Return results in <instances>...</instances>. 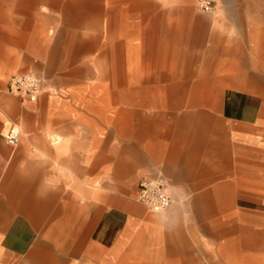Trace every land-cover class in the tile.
I'll return each mask as SVG.
<instances>
[{
  "label": "crops",
  "instance_id": "1",
  "mask_svg": "<svg viewBox=\"0 0 264 264\" xmlns=\"http://www.w3.org/2000/svg\"><path fill=\"white\" fill-rule=\"evenodd\" d=\"M47 1L57 0H0V10L21 13L13 25L21 36H10L12 43L23 42L26 53L39 58L53 52L45 55L40 40L24 31L30 15ZM190 1L67 0L62 5L67 20L82 9L111 20L112 29L103 22L96 32L144 35L148 54L142 52V58L177 68L175 77L159 80L197 84L173 91L172 105L118 107L117 139L103 140L93 157L100 184L77 180L79 161L87 163L81 171L89 174V138L81 143L87 153H67L78 143L51 133L53 145L43 137L28 138L19 128V141L10 146L4 136L13 125L0 106V264H192L196 258L197 264H264V252L253 251L255 241L264 242V197L254 196L264 194V0H253L262 5L252 10L238 4L244 0H219L230 8L229 19L213 33L212 77L196 78L188 71L190 65L206 64V27ZM115 99L121 103L120 93ZM218 114L224 126L207 124L208 116ZM83 126L89 130V121ZM224 172L237 196L232 211L223 215V204L204 201V195L221 194ZM157 176L165 178L173 198L160 214L136 200L139 181ZM185 195L195 196L187 201ZM206 209L214 210L209 223L205 213L194 224L183 214ZM223 217L229 221V251L222 248ZM194 226L196 250L189 239Z\"/></svg>",
  "mask_w": 264,
  "mask_h": 264
},
{
  "label": "rangeland",
  "instance_id": "2",
  "mask_svg": "<svg viewBox=\"0 0 264 264\" xmlns=\"http://www.w3.org/2000/svg\"><path fill=\"white\" fill-rule=\"evenodd\" d=\"M66 1L40 3L37 11L30 15L28 24L25 26L26 31L24 32L29 38L40 40L42 46L40 48L45 55L53 52L51 58H39L37 54L28 55L27 47L23 42L13 44L10 36L19 38L21 36V31L13 26L15 21H19L16 16L21 17V13L14 14L5 8L0 10V106L7 110L8 124L18 129L22 128L21 130L24 129L28 138L43 137L54 145V140L50 138L51 133H54L71 143H78L76 146H68L67 151L63 152L69 153L70 150H74L78 154L87 153L88 147L81 143H85L89 138V174L81 171L87 163L79 161L77 180L79 185L86 181L100 184L99 163L94 161L93 157L99 154L103 140L116 141L118 107L134 105L165 107L167 102L172 105L173 91L191 90L197 82L159 80L161 77H175L177 68L176 66L153 65L151 62H155V59L142 58V52L146 56L148 54V49L143 48L144 35L96 32L103 29V22L108 25L107 29H112L111 20L96 17V12L91 9L89 13L82 9L79 14H76L77 16L72 17L73 20H67L61 10ZM213 1L215 7L211 13L198 10L205 18L206 64L199 65L195 60L197 64L190 65L188 72L191 75L195 74L194 78L197 74L203 75V73L206 77H212L213 65L210 63L213 61V33L222 21L229 19L225 11L230 7L219 0ZM194 2L195 0H191L190 4L197 10ZM241 3L249 10L254 9L256 4L262 5V2L253 0H244L238 4ZM10 30L16 33L11 34ZM146 45L148 46V43ZM134 47L137 48V58H132L135 52ZM191 62H193L192 59ZM25 71L45 78L43 93L36 101L22 100L20 96L7 94L4 91L10 75ZM211 84L213 82H206L205 86ZM144 88H149L151 92H146V95L138 92L139 89ZM117 92L121 95L119 104L115 99ZM167 92L172 94H167ZM4 98L5 101H3ZM87 100H89V110L85 105ZM207 100H212V98H207ZM208 117L207 124L222 123L224 126V121L220 120L219 114L215 119ZM86 121H89V130L84 129L83 124ZM224 137L223 145L228 154L230 151L228 135L225 134ZM109 177L113 181L114 175L111 172ZM69 180L71 179L68 177L67 181ZM229 180L230 175L224 172L221 178L222 191L220 195H216V199L212 193L204 195V201L219 200L223 204V215L232 211L230 207L237 196L236 191L233 192L229 188ZM207 182L212 184L213 180L209 179ZM193 196L195 195H185L183 199L187 197L186 200L190 201ZM254 196L260 199L264 197V194H254ZM180 202L184 203L182 200ZM166 210L153 213L160 214ZM202 213H205L206 222L209 223V220L213 218L214 210H183L184 217L190 224L197 223L196 220L200 214L203 215ZM225 218L223 217L222 248L229 251V241L226 240L229 238V221L228 218L224 220ZM195 228L196 226L194 229L191 228L189 239L191 247L196 250L200 243H198V231ZM206 235L208 236V231ZM253 251L254 254L264 252V242L255 241ZM197 260V258L191 259V263L197 264Z\"/></svg>",
  "mask_w": 264,
  "mask_h": 264
},
{
  "label": "built area",
  "instance_id": "3",
  "mask_svg": "<svg viewBox=\"0 0 264 264\" xmlns=\"http://www.w3.org/2000/svg\"><path fill=\"white\" fill-rule=\"evenodd\" d=\"M195 6L202 12L211 13L214 10L215 2L213 0H195ZM44 85V79L36 73H17L10 77L5 91L30 101H36L42 93ZM19 138L20 131L15 126H12L4 136L6 143L10 146L17 145ZM136 200L155 213L168 209L173 203L168 183L162 176L141 179L138 184Z\"/></svg>",
  "mask_w": 264,
  "mask_h": 264
}]
</instances>
